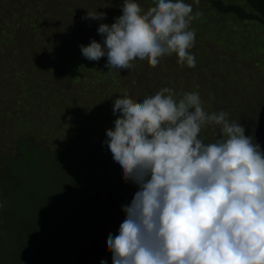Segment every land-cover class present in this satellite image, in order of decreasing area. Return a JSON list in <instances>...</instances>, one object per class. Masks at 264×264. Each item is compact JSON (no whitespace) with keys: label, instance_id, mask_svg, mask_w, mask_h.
Segmentation results:
<instances>
[{"label":"rangeland","instance_id":"rangeland-1","mask_svg":"<svg viewBox=\"0 0 264 264\" xmlns=\"http://www.w3.org/2000/svg\"><path fill=\"white\" fill-rule=\"evenodd\" d=\"M123 2L0 0L1 185L8 187L10 182L11 187L13 176L18 178V161H9L15 166L13 173L7 166L5 169L2 161L4 156L17 153L19 138L60 153L70 149L77 152L82 148L76 140L80 128L100 132L114 128V120L120 114L113 115V103L123 98L125 92L137 102L162 88L172 89L177 101L184 93H198L206 112H227L229 121L244 125L245 134L264 151V7L248 0H199L198 3L184 0L192 6L193 16L201 14L190 22V30L196 34L189 49L195 57V67L181 66L172 54L159 58L156 67L137 58L131 62V69L117 70L106 67V56L99 61L86 59L80 46H88L95 40L103 47L97 29L100 24L110 26L122 15ZM135 2L142 14L155 6V0ZM95 11L106 13V18H85L87 12ZM254 112L259 115L257 119L246 116ZM198 138L206 144L222 138L219 126H202ZM34 158L27 153L21 165L26 163L29 168ZM40 176L43 177L42 172ZM22 182L36 193L37 187L30 184L35 182L29 180L27 169L9 193L20 194ZM23 198L22 191L14 201L24 204ZM3 204L6 205L5 197ZM31 208L34 213L35 207ZM29 210L15 207L18 214L29 215ZM43 210L46 213L40 220L50 221V209ZM117 219L114 228L118 234L124 219L118 216ZM28 225L14 232L0 231L1 262L8 261L5 254L9 253L5 249L2 252L3 245L13 241L19 249V237L27 238L30 249L38 248L37 240L29 239L35 231L32 224ZM27 249L26 245L15 262L8 264H34L27 260ZM79 259L80 264H101V261L112 264L105 253L94 256L82 253Z\"/></svg>","mask_w":264,"mask_h":264},{"label":"clouds","instance_id":"clouds-1","mask_svg":"<svg viewBox=\"0 0 264 264\" xmlns=\"http://www.w3.org/2000/svg\"><path fill=\"white\" fill-rule=\"evenodd\" d=\"M192 11L184 0H155L142 14L135 0H124L122 15L97 29L103 47L91 40L81 54L106 56V67L117 70L131 69L137 58L156 67L175 54L193 68L190 22L201 14ZM112 111L120 115L104 143L123 180L139 189L122 206L118 234L107 239L112 264H264V151L245 126L225 111L206 112L198 93L177 101L169 88L142 102L125 92ZM205 125L219 126L222 138L204 143L198 135Z\"/></svg>","mask_w":264,"mask_h":264},{"label":"trees","instance_id":"trees-1","mask_svg":"<svg viewBox=\"0 0 264 264\" xmlns=\"http://www.w3.org/2000/svg\"><path fill=\"white\" fill-rule=\"evenodd\" d=\"M248 1L264 7L262 0ZM246 116H253L255 119L259 117L255 112ZM107 139L106 132L80 128L76 140L82 148L77 152L70 149L60 153L46 149L40 144L34 145L30 139L19 138L16 142L17 153L12 156L3 155L2 163L5 169L8 167L12 173L15 166L9 161H18V172H15L18 178L13 176L14 185L11 187L10 182L8 187L0 183V231L14 232L32 224L35 233L29 239L37 240L38 248L34 246L30 249L27 238L19 237V249L13 241L3 245L2 252L4 249L9 250V253L5 254L8 261L5 262L4 259L0 264L15 262V257L19 256L20 250L26 245L27 260L34 264H80L82 253L93 256L105 253L112 259V253L106 251L107 239L110 234L113 237L117 235L114 228L118 221L117 216L125 219L122 206L130 204L139 189L133 182L123 180L120 165L113 160L112 153L104 143ZM27 153L35 157L33 165L29 168L26 163L25 166L21 165ZM25 169L29 180L35 182L30 184L35 185L37 191H31L30 187L22 182L20 191H23L24 204H21L18 200L17 203L14 201L15 198H20L21 192L11 195L9 190L17 181L22 180ZM1 176L0 173V179ZM4 197L6 205L10 204L7 208L3 204ZM32 205L35 207L34 213ZM15 207L30 209L27 211L30 214H18ZM45 207L50 209V221L40 220L46 213L43 210ZM38 227L42 230L37 231Z\"/></svg>","mask_w":264,"mask_h":264}]
</instances>
